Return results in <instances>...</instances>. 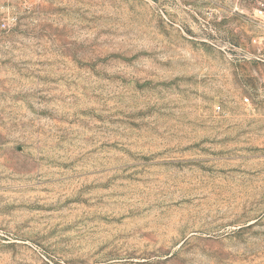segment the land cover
Wrapping results in <instances>:
<instances>
[{"label": "rangeland", "instance_id": "374dc122", "mask_svg": "<svg viewBox=\"0 0 264 264\" xmlns=\"http://www.w3.org/2000/svg\"><path fill=\"white\" fill-rule=\"evenodd\" d=\"M264 0H0V264H264Z\"/></svg>", "mask_w": 264, "mask_h": 264}, {"label": "built area", "instance_id": "2783aa9c", "mask_svg": "<svg viewBox=\"0 0 264 264\" xmlns=\"http://www.w3.org/2000/svg\"><path fill=\"white\" fill-rule=\"evenodd\" d=\"M260 15H264V4L261 5ZM9 29V25L6 22L0 23V31H6Z\"/></svg>", "mask_w": 264, "mask_h": 264}]
</instances>
